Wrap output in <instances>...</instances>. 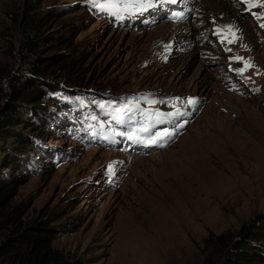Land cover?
Wrapping results in <instances>:
<instances>
[{
	"label": "rangeland",
	"instance_id": "obj_1",
	"mask_svg": "<svg viewBox=\"0 0 264 264\" xmlns=\"http://www.w3.org/2000/svg\"><path fill=\"white\" fill-rule=\"evenodd\" d=\"M183 1L189 19L178 22L168 17V0L134 5L116 0L128 7L122 8L127 13L119 22L105 18L87 0H34V13L42 16L37 55L64 53L54 64L39 61L45 71L39 75L42 87L134 98L138 109L113 126L97 123L104 139L85 145L58 119L60 100L43 99L38 118L31 111L35 103L18 102L17 117L27 123L17 127L44 147L41 154L28 153L32 163L25 170L23 164L12 165V146L6 143L0 151L5 160L0 167L7 172L1 175L13 187L18 214L25 221L51 219L59 229L56 246L85 264H205L212 233L237 232L264 215V19L252 14L264 8L249 11L241 0H225L237 3L247 33L246 39L238 29L240 38L229 45L217 40V29L227 41L233 37L229 27L209 19L207 2L204 7L199 0ZM24 4L0 0V110L11 98L15 77L33 76L19 53L16 19ZM168 22L192 23L196 61L186 58L190 49L163 41L160 29ZM232 55L251 67L239 74L236 69L243 64L228 60ZM202 63L208 94L195 103L189 98L177 103V94L196 92ZM175 109L187 118L173 120V128L166 115L142 140H131L129 150L108 145L122 143L118 136L127 140L119 134L127 129L141 138L140 129L151 123L146 114L155 121V113ZM138 124L139 130L130 128ZM164 129L172 135L152 143L153 134Z\"/></svg>",
	"mask_w": 264,
	"mask_h": 264
},
{
	"label": "trees",
	"instance_id": "obj_2",
	"mask_svg": "<svg viewBox=\"0 0 264 264\" xmlns=\"http://www.w3.org/2000/svg\"><path fill=\"white\" fill-rule=\"evenodd\" d=\"M35 6L34 0H25L24 8L16 19L21 30L20 57L33 72V76L21 74L22 77H15L16 81L10 85L11 98L0 110V151L7 146L6 143L12 146L16 156L12 165L18 167L23 164L25 167H20L23 170L31 167L28 153L41 154L40 148L44 146L28 133H23L21 127H17L18 124L27 123L25 119L17 117L21 112L18 102L25 105L35 103L36 110L31 111L34 118H38V107L44 105L43 99L60 100L61 118L58 119H61L72 135L78 137L75 135L76 127L71 115L72 110L79 109H72L69 105L74 106V102L65 99L60 93L56 97L58 91L63 92L65 97L69 96V86L62 88L50 85L45 88L39 81V75L45 72L39 61L47 62L46 65L54 64L62 60L64 53L43 57L37 55L41 42L39 23L42 16L34 13ZM54 154V157L59 158V152ZM3 162L5 160L0 154V165ZM1 171L7 173L0 167V264H85L56 246L59 229L51 225V219H22L17 212L18 208L12 203L13 187L8 179L2 177ZM205 251V264H264V215L248 220L237 232L212 233L207 239Z\"/></svg>",
	"mask_w": 264,
	"mask_h": 264
},
{
	"label": "bare ground",
	"instance_id": "obj_3",
	"mask_svg": "<svg viewBox=\"0 0 264 264\" xmlns=\"http://www.w3.org/2000/svg\"><path fill=\"white\" fill-rule=\"evenodd\" d=\"M191 1L192 0H188L189 5L193 4V1L192 3ZM199 1L202 2L204 7H205V3L207 2V6H208L207 11L210 13L209 19L215 22L214 25H220L223 28L229 27V25H233L235 29L242 30L241 32H243V34L246 37L247 35L246 29L245 27H243L244 25L238 20V17H237L238 9L234 6V5H237L236 2H233V3L232 1L226 2L225 0H199ZM256 10H259V9H256ZM194 32L197 33V30H195L192 23L190 22H187V23L168 22L165 25H163L162 28L160 29V34H162L163 36L162 39L163 41H167L168 46L174 45L176 43V45H178V50L190 49V52L185 54L186 58L189 60L190 63L193 61H196V56L198 55L197 51L194 50L196 47L195 46L196 43L194 42V36H193ZM243 34L242 36H244ZM248 39L250 38L248 37ZM204 66H205V63H202L197 69L198 79H197V84H196L197 85L196 92L190 93L189 96L185 94H177V96L170 95L171 97L176 96L175 99L177 100L176 101L177 103H182L187 98H189V101L190 100L197 101L198 99H200V97L208 94L209 89L207 87V81L205 79L207 75L205 76V73L203 72Z\"/></svg>",
	"mask_w": 264,
	"mask_h": 264
},
{
	"label": "snow or ice",
	"instance_id": "obj_4",
	"mask_svg": "<svg viewBox=\"0 0 264 264\" xmlns=\"http://www.w3.org/2000/svg\"><path fill=\"white\" fill-rule=\"evenodd\" d=\"M87 2L93 6L98 8L101 11H110L114 8H116L117 2L116 0H87ZM120 3H123L125 5H134V4H141L143 3V0H119ZM242 3L247 5V9L246 10H251L254 7H258V8H264V0H241ZM254 16L257 17V19H264V12H260V13H256L253 12L252 13ZM261 27H264V23H262L260 25ZM239 31L238 29H236L235 31L232 30V26H229V33L230 35L233 37L231 39H228V43H233L235 41V39H239V36H236L235 32ZM246 47V46H245ZM230 51V49H229ZM235 60L240 61L243 64V67L236 69V71L239 74H243L244 71L247 70V68L251 67V64L249 61H245L244 58L242 57H234ZM148 103H156V101H152V100H148ZM189 103H195L194 100H190ZM147 115V119L151 122L149 127H142L140 129L141 132L147 133L149 132V128L154 126L155 123H159L160 119L163 116H171L173 115L172 113H168V114H163V113H155L156 116V120L153 121L152 118V114H146ZM120 135H125V133L121 132L119 133ZM172 135L171 132L168 131V129H164L163 131H159L153 134L151 142L152 143H156L157 141H159L160 139H163L167 136ZM128 139L130 140H139L140 137L139 136H135L133 135L131 132L127 133ZM111 170V169H110Z\"/></svg>",
	"mask_w": 264,
	"mask_h": 264
}]
</instances>
